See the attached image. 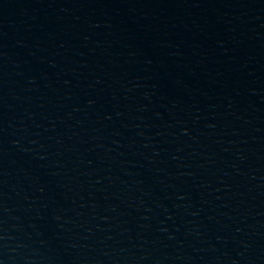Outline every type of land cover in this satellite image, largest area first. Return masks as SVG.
<instances>
[{"label": "water", "instance_id": "water-1", "mask_svg": "<svg viewBox=\"0 0 264 264\" xmlns=\"http://www.w3.org/2000/svg\"><path fill=\"white\" fill-rule=\"evenodd\" d=\"M0 264H264V0H0Z\"/></svg>", "mask_w": 264, "mask_h": 264}]
</instances>
